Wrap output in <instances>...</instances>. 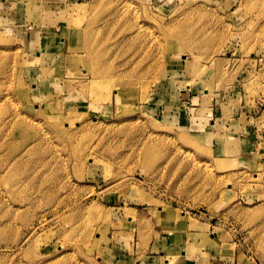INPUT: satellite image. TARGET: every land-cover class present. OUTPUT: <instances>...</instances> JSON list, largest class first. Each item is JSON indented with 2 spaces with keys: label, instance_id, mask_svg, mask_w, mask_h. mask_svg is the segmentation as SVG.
Here are the masks:
<instances>
[{
  "label": "rangeland",
  "instance_id": "1",
  "mask_svg": "<svg viewBox=\"0 0 264 264\" xmlns=\"http://www.w3.org/2000/svg\"><path fill=\"white\" fill-rule=\"evenodd\" d=\"M164 263L264 264V0H0V264Z\"/></svg>",
  "mask_w": 264,
  "mask_h": 264
},
{
  "label": "crops",
  "instance_id": "2",
  "mask_svg": "<svg viewBox=\"0 0 264 264\" xmlns=\"http://www.w3.org/2000/svg\"><path fill=\"white\" fill-rule=\"evenodd\" d=\"M165 212L166 213L163 214V217H164V219H163L164 220V222H163V228H164L163 231H164V233H162L161 238H162V240L166 241V243L168 242L167 243L168 245L166 246V248H168V249H166L163 252H161V255L166 254V252H168V250L174 251L171 247H180V246H182L184 244H186V246H187L189 244L188 243L189 234L188 233H184L183 228L185 227V225H187V228H189V226L191 224V223H189V221L186 222L185 213H182V215H180L178 217L175 214H170L169 211L168 212L165 211ZM183 236H185V238ZM177 237H179L181 242H179V243L175 242L177 240ZM170 242H171V244H170ZM181 254H184V255H181L182 257L185 256V252L181 253ZM201 254H202V252H201ZM175 255H176V253H175ZM175 255L173 256L174 258H175ZM166 264H169V263H166Z\"/></svg>",
  "mask_w": 264,
  "mask_h": 264
},
{
  "label": "bare ground",
  "instance_id": "3",
  "mask_svg": "<svg viewBox=\"0 0 264 264\" xmlns=\"http://www.w3.org/2000/svg\"><path fill=\"white\" fill-rule=\"evenodd\" d=\"M68 126H72V123H70V125H68ZM168 253L173 257L175 254L171 251V250H168ZM170 256V257H171ZM169 258V257H168ZM174 258V257H173Z\"/></svg>",
  "mask_w": 264,
  "mask_h": 264
}]
</instances>
